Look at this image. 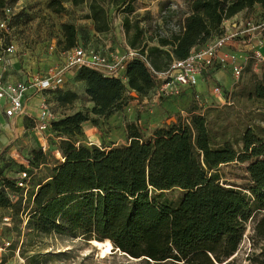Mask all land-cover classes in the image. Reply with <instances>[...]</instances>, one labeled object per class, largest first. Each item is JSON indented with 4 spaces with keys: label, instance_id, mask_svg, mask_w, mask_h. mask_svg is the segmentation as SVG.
<instances>
[{
    "label": "trees",
    "instance_id": "1",
    "mask_svg": "<svg viewBox=\"0 0 264 264\" xmlns=\"http://www.w3.org/2000/svg\"><path fill=\"white\" fill-rule=\"evenodd\" d=\"M185 1L189 11L178 28L155 34L149 41L144 28L130 17L134 0H71L88 3V17L98 32L111 28L110 6L124 11L128 44L146 55L157 70L221 34L225 20L238 12L259 5L264 14V0ZM5 4L0 0V8ZM48 7L56 13L66 10L63 0H49ZM59 44L64 50L78 45L73 22H63ZM262 67V77L249 92L260 101H264V60ZM74 76L85 82L94 104L90 110L51 121L61 137L63 160L51 166L50 174L31 190L30 184L25 190L0 170V204L10 208L11 219L15 213L25 216L17 226L25 238L24 248L18 244L17 248L28 251L35 236L80 237L110 241L113 250L156 263L231 264L227 259L238 250L249 219L264 210V138L248 126L241 149L230 142L217 144L206 114L200 112L157 127L150 136L131 121L126 124L127 143L88 145L78 139L87 123H97L96 115L105 116L119 107L127 90L136 92L137 98L146 95L156 80L139 58L126 63L127 83L86 66ZM50 93L59 105L78 98L72 89ZM46 158L43 148H34L29 163L38 166L47 163ZM233 161L246 163V185L222 179L220 167ZM173 188L182 190L175 200L164 196ZM28 257L37 256L33 252ZM246 264H264V247Z\"/></svg>",
    "mask_w": 264,
    "mask_h": 264
},
{
    "label": "rangeland",
    "instance_id": "2",
    "mask_svg": "<svg viewBox=\"0 0 264 264\" xmlns=\"http://www.w3.org/2000/svg\"><path fill=\"white\" fill-rule=\"evenodd\" d=\"M5 1V5L11 7L12 15L7 28H0V50L10 43L14 44L17 53L28 50L30 53L19 59L22 65L27 63L28 66L25 69L32 73L45 71L52 62L64 63L66 56H61L64 49L59 44V40L62 36V24L65 21L76 25L78 45L104 52L114 50L119 55H123L130 46L123 26V17L126 13L112 6L109 9L110 30L98 32L94 28L93 19L88 17L90 9L87 2L73 4L71 0H63L66 10L56 13L48 7L49 0ZM134 6L135 10L130 17L132 21L137 20L144 28L145 38L149 41L155 34H167L171 30H176L177 23L189 11L185 0H134ZM3 16L4 13L0 10V18ZM232 18L236 22L245 19L262 22L264 14L260 6H255L230 17L227 25L231 26ZM41 22L45 24V28H40ZM51 43L56 44V49H50ZM5 74H9V70H6ZM70 74L69 77L67 76L65 87L69 84L72 90L78 93V98L72 104L59 105L53 94L49 93L53 113H56L55 119L76 110H90L94 104L86 92L85 82L74 76V73ZM242 77H244L243 72L238 78L239 83H236L235 87L229 91L220 80L211 78L209 74L207 79H204L205 86L202 90L196 86L186 87L179 94L162 96L155 86L140 98L136 97V92L127 90L119 107L112 109L105 116L96 115L97 123H87L84 126V134L78 136V139L88 145L92 141L103 146L125 144L129 139L126 131L128 122L135 121L140 131L145 136H150L155 128L165 126L177 118L187 120L193 111L199 109V106L202 112L203 102L208 104L205 99L208 98L211 100L210 106L204 112L213 131L215 142L217 144L230 142L241 149L242 134L248 126L264 138V101L257 100L249 94L252 87L240 85ZM122 78L127 83L125 74ZM216 83L220 84L224 90L225 95L221 100L213 98L210 93L211 86ZM198 92L199 97L196 95ZM24 115L23 120L20 118L13 126L0 121V157L2 156L0 170L2 176L10 178H17L21 171L28 170V174L31 175L29 180V190H31L36 182L50 174V167L62 161L63 158L59 150L61 138L59 133L55 132L51 126L39 129L36 126V117ZM43 144H45L43 150L47 156V163L31 166L29 159L32 156V150L43 148ZM220 170L222 179L226 182L240 185H246L249 182L246 163L233 161L222 165ZM1 184L0 180V189ZM181 193V189L173 188L166 191L164 196L175 200ZM24 204L27 206L28 202L25 201ZM10 213V208L0 204V264H175L171 261L163 263L147 261L143 256L134 257L118 249L103 256L91 240L87 241L80 237L35 236V243L28 246L29 250L23 253L16 246L25 241V238L18 234L17 226L21 224L20 219L25 216L15 213L9 224L4 216ZM8 240L12 245H6L5 242ZM14 245L15 249L12 248ZM21 247L23 250L24 246L21 245ZM263 247L264 210L255 212L249 219L238 250L227 261L230 260L231 264H246L251 261L252 256L258 255ZM33 252L37 257H28V254Z\"/></svg>",
    "mask_w": 264,
    "mask_h": 264
},
{
    "label": "built area",
    "instance_id": "3",
    "mask_svg": "<svg viewBox=\"0 0 264 264\" xmlns=\"http://www.w3.org/2000/svg\"><path fill=\"white\" fill-rule=\"evenodd\" d=\"M0 10L4 13V16L0 18V28L5 29L12 15V9L10 6L4 5ZM254 38H259L260 42L264 44V21L256 22L252 19H245L231 24V26L224 23L221 34L203 46L193 47L185 58H173L162 70L154 68L146 55L131 46H128L123 55H119L114 50L104 52L100 49L77 45L61 52L62 57L66 56L64 63L54 64L52 62L45 71H34L33 73L23 69V77L7 79L4 73L11 66L12 57L16 53L14 44L10 43L0 50V112L9 118L26 114L24 102L30 91L34 90L40 98V113L36 119V126L39 129H46L51 126V121L55 119L56 115L53 113L51 101H49V93L57 89H65L68 74L76 73L81 67L86 66L107 76L122 77L125 71L122 73L121 68L133 58H139L145 62L156 80L157 89L162 96L179 94L186 87L197 86L200 79H207V73L212 68L230 65L233 74L238 79L243 72V64L234 61L230 63V58L234 56L224 48L232 42L248 43ZM50 49H56V44L51 43ZM258 57L264 60L263 54H258ZM210 93L213 98L225 95L222 86L217 83L211 86ZM196 95L199 97L200 93L198 92ZM42 147L45 149V144ZM30 177L28 170L21 171L16 178L17 185L27 190ZM4 219L9 224L11 223L9 215L4 216ZM5 243L10 245L11 241L8 240Z\"/></svg>",
    "mask_w": 264,
    "mask_h": 264
},
{
    "label": "crops",
    "instance_id": "4",
    "mask_svg": "<svg viewBox=\"0 0 264 264\" xmlns=\"http://www.w3.org/2000/svg\"><path fill=\"white\" fill-rule=\"evenodd\" d=\"M257 7L259 5H256ZM186 14V13H185ZM230 19L225 20V24H227V21ZM232 24H235L236 21L232 18ZM40 28H45L44 23H40ZM40 34V32H39ZM226 51L230 52L234 57L230 58V63L233 61L234 62H239L243 64V76L242 80L240 82V85H246L249 87H252L254 85V82L258 79H260L263 75V67L262 63L263 60L259 59L258 54H263L264 55V44H262L259 40V38H254L251 42L248 43H241V42H232L230 45L226 46L224 48ZM30 52L28 50L23 51V53H15L14 56L12 57L11 60V66L9 70V74H5V78L7 79H13L16 77H23V69H25L28 65L27 63L21 64L22 61H20L21 56L28 55ZM125 71V66L123 67ZM36 69V68H34ZM28 72V69L26 70ZM30 73V72H29ZM72 73V72H71ZM76 74V73H74ZM207 74L210 75L211 78L213 79H218L220 80L226 89L231 90L233 87H235L236 83H239L238 79L235 77V75L232 72V69L229 66L227 67H218V68H212ZM68 74L67 76L69 77ZM67 79V78H66ZM205 86V81L204 78L200 79L197 88L203 89ZM65 89H73L69 84L66 85ZM204 92V91H203ZM215 99L219 98L220 100L222 99V96H215ZM208 104L203 102L204 107L202 108V112L210 106L211 100L208 98H205ZM218 101V100H217ZM30 102V103H28ZM25 113L27 114L28 117H38L40 113V98L39 94H36L34 90H31L28 96L25 99ZM194 112H199L200 113V106L199 109ZM24 114L17 115L15 117L9 118L7 117L3 112H0V121L6 122L8 125L10 124L13 126L20 118H24ZM207 116V115H206ZM34 119V118H33ZM7 126V125H6ZM91 143H96L92 141ZM97 144V143H96ZM116 145V144H112Z\"/></svg>",
    "mask_w": 264,
    "mask_h": 264
},
{
    "label": "bare ground",
    "instance_id": "5",
    "mask_svg": "<svg viewBox=\"0 0 264 264\" xmlns=\"http://www.w3.org/2000/svg\"><path fill=\"white\" fill-rule=\"evenodd\" d=\"M121 72L124 73V68H121ZM93 245L98 247L100 249L101 255H106L107 253L113 251V244L110 241H96V240H91Z\"/></svg>",
    "mask_w": 264,
    "mask_h": 264
},
{
    "label": "water",
    "instance_id": "6",
    "mask_svg": "<svg viewBox=\"0 0 264 264\" xmlns=\"http://www.w3.org/2000/svg\"><path fill=\"white\" fill-rule=\"evenodd\" d=\"M169 121V120H168ZM144 257H146V256H144ZM146 258H148V257H146ZM149 260H151L150 258H148Z\"/></svg>",
    "mask_w": 264,
    "mask_h": 264
}]
</instances>
